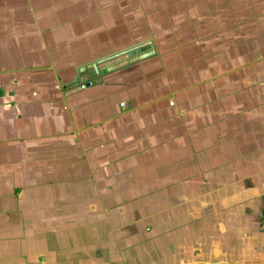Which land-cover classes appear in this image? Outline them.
<instances>
[{"label":"crops","instance_id":"crops-1","mask_svg":"<svg viewBox=\"0 0 264 264\" xmlns=\"http://www.w3.org/2000/svg\"><path fill=\"white\" fill-rule=\"evenodd\" d=\"M263 214L264 0H0V264H264Z\"/></svg>","mask_w":264,"mask_h":264},{"label":"water","instance_id":"water-1","mask_svg":"<svg viewBox=\"0 0 264 264\" xmlns=\"http://www.w3.org/2000/svg\"><path fill=\"white\" fill-rule=\"evenodd\" d=\"M144 51H146V49H145V47H142L140 49H137V50L130 51L128 53L122 54V56L117 57L116 59H117V61H120V60L123 61V60H126L128 58H132V61H136L137 60L136 56L139 55L140 53L144 52ZM133 57H135V58H133ZM144 57H146V56H140L139 58H144ZM94 67H96L97 70L99 69V67L96 66V65Z\"/></svg>","mask_w":264,"mask_h":264},{"label":"built area","instance_id":"built-area-1","mask_svg":"<svg viewBox=\"0 0 264 264\" xmlns=\"http://www.w3.org/2000/svg\"><path fill=\"white\" fill-rule=\"evenodd\" d=\"M261 237H262V242L264 244V214H263L262 220H261Z\"/></svg>","mask_w":264,"mask_h":264}]
</instances>
